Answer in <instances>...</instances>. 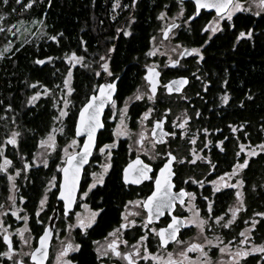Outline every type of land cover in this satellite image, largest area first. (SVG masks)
I'll list each match as a JSON object with an SVG mask.
<instances>
[{"label": "trees", "instance_id": "16d2710c", "mask_svg": "<svg viewBox=\"0 0 264 264\" xmlns=\"http://www.w3.org/2000/svg\"><path fill=\"white\" fill-rule=\"evenodd\" d=\"M179 6L185 13L193 11L192 3L179 0H0V207L7 202V172L22 169L16 177V193L30 213L32 229L39 228L46 214L37 216L35 209L57 164L54 151L47 164L31 165L40 141L54 133L55 145L60 147L73 137L78 108L92 91L102 56L107 57L112 74L119 77V97L127 95L141 81L144 66L154 60L152 40ZM201 20L192 23L190 33L181 30L176 37L191 46H202L203 57L198 63L190 60L186 74L197 72L191 74L184 98L175 97L170 105L186 111L190 133H196L198 141L203 142L207 135L213 151L221 143L222 153H212V157L225 170L240 145L264 143V16L238 14L210 38L200 33ZM241 32L245 35L237 39ZM71 54L80 61L69 62ZM66 77L69 103L59 119L62 99L58 95L63 96ZM38 87L49 93L29 103ZM145 101L136 103L138 111L147 106ZM106 132H99L98 140L103 141ZM11 133L16 134L15 145L4 142ZM186 143L184 140L179 147ZM25 163L31 166L26 172ZM244 180L246 205L253 182V207L264 209V152L250 161ZM224 199L225 195L217 201ZM105 203L106 216L91 234L81 237L80 248L71 255L75 264L97 263L91 239L99 237L114 220L110 196ZM6 219L12 222L11 217ZM6 249L0 235V254ZM0 264L11 262L0 255Z\"/></svg>", "mask_w": 264, "mask_h": 264}, {"label": "flooded vegetation", "instance_id": "af4514ba", "mask_svg": "<svg viewBox=\"0 0 264 264\" xmlns=\"http://www.w3.org/2000/svg\"><path fill=\"white\" fill-rule=\"evenodd\" d=\"M252 1L232 0L226 12L221 15L201 11L193 19H189V17L194 14V7L190 13H185L184 10L183 17L178 20V26L171 32L175 33L174 38L181 47L177 57L166 61L164 56H155L154 60L146 65L157 67L161 72L160 85L155 95L150 93L151 99L145 97L132 98L125 104L128 98L136 92L140 83L145 84L148 89V83L143 77L144 72L141 75V81L123 97L118 95L117 80L115 95L103 113V128L101 131L106 129L107 132L103 137L105 139L103 141L98 140L99 134H97L95 148L81 174L74 205L67 213L64 211L63 202L55 201L61 181L60 171L65 158L78 150L82 139L74 136L78 140L77 148L63 159L58 158L57 155L55 172L47 177V181L50 178L53 179L52 184L48 188L46 181L39 196L38 202L44 195L46 196V204L39 212V214L44 212L46 217L43 222L39 221V228L36 231L32 229L29 223L30 213L26 210L29 216L30 232L35 238L34 243H36L38 235L48 221L54 204H57L58 216L54 225L46 264L51 258L54 243L67 229L71 230L76 247L71 252L68 250L66 253L69 254L70 261L75 264L71 259V255L80 248L81 237L91 234L100 219L106 216L108 205L105 202L109 196L112 202L111 211L114 220L104 228L99 237L90 238L94 244L96 264H168L169 261H174L175 264H264V251H249L253 248L264 249V225L261 226L264 215H260L264 214V209H254L253 207L256 191L253 182L250 183L248 189L250 203L248 206L246 205L244 191V170L253 158L264 152V149H260V146H264V143L240 145L239 149L236 150L233 163L228 169L224 170L220 164H216V161L219 162L220 160H214L212 157V153H222V149L219 148L221 143H218V148L213 151L211 140L207 135H205L206 139L203 142L198 141L197 134L190 133L188 127L189 117L186 115V111L181 108L185 111V117L180 123L176 124L172 118L176 108L170 105V100L175 97L184 98L191 74L197 72V70L189 71L186 74L190 60L198 63L203 57L202 46H191L176 39L179 32L183 30L190 33L193 28L192 23L202 17L200 33H204L206 37L210 38L221 32L224 25L230 23L238 14L264 16V6L260 4V0H254L258 3L256 11ZM236 5H239V7H235ZM232 8H234L233 12L221 22L219 29L212 35H208L207 25L209 20L212 17L225 16ZM184 48H199V51L198 53L191 51L188 56L179 58ZM171 61H177L175 66L170 67L168 65ZM146 66L143 68L144 71ZM175 76H187L189 83L181 93L167 94L164 83ZM105 77H108L110 82L115 78H119L118 75L112 74L109 63L107 71L96 70L93 88L88 96L95 93ZM159 98H165L166 102H157ZM143 99L146 100L144 104L147 106L138 111L136 103L141 102ZM123 107L126 109L125 117L130 132L137 128L141 116L146 119L149 132L145 137L153 145L152 156H148L132 146V135H122L115 132L114 126L118 119V110ZM163 117H165L163 130L167 134L165 139L158 143L150 132L154 122L161 120ZM184 140L188 143L184 147H179ZM137 144L138 146L141 145L142 140L138 139ZM251 152L256 154L249 155ZM170 155L174 156L171 176L172 190L167 192V197L163 195L160 197V200L164 201V205L160 210H156V201H154L151 207L155 212H150L145 208L144 203L152 194L159 170L170 158ZM136 157H140L145 164L141 166L143 174L140 176L142 178L139 179L138 183H126L123 180V169L128 162ZM240 164H245V166L237 170L235 166ZM218 181L220 185L217 186ZM237 181H240V183L237 184ZM262 184L264 189V182ZM181 190H183V194H181ZM224 195L225 199L218 203V197L221 198ZM169 198L170 200H168ZM235 201H239L241 205L233 206ZM149 212L152 221H148ZM93 213H95L94 216ZM173 217L177 218L176 224L178 225L175 239L162 245L158 235L159 231L172 223ZM89 219L92 221L91 224L84 222L85 220L88 222ZM76 221L78 223L75 225L74 222ZM80 221L85 223L83 229L80 227ZM189 221H192V223H189ZM242 233L243 235H241ZM103 241H106L105 246L97 251L98 244ZM193 244L200 247L190 248V245ZM109 245H114L117 254H113V249ZM241 251L248 254L237 258L236 254ZM25 261L33 264L28 261V257Z\"/></svg>", "mask_w": 264, "mask_h": 264}, {"label": "rangeland", "instance_id": "374dc122", "mask_svg": "<svg viewBox=\"0 0 264 264\" xmlns=\"http://www.w3.org/2000/svg\"><path fill=\"white\" fill-rule=\"evenodd\" d=\"M252 5L255 7V11L257 10L258 3H256L254 0L252 1ZM184 7L179 6L178 10L175 12L174 16L169 19V22L179 20L183 17L184 13ZM234 8H232L227 13L233 12ZM229 17L228 14L222 17H212L209 20V23L207 25V33L208 35H212L214 32L211 31V28L213 25H216L219 29V26L221 22ZM162 26L158 32V35L156 38L152 40L150 54L153 57H161L164 56L166 61H169L171 59H174L177 57V55L180 52V45L178 42H176L174 36L175 33H171L166 39L161 38V31L163 30ZM126 31V30H125ZM127 32V31H126ZM198 49L199 48H195ZM196 53V52H195ZM73 57L76 59L74 60ZM80 57L76 56L75 54H71L67 57V60L69 62H79ZM99 67L98 69L105 70L104 65H107L108 70V61L106 56H102L99 61ZM152 64V63H151ZM67 81V83H66ZM64 93L62 95H58L59 99H62L61 102V109L59 110V115L57 118L62 119L65 115L66 106L68 105V99L67 96L70 92V86H69V77H66L65 85H64ZM47 93H49V90L44 89V87L39 88L36 92L31 94L29 97V100L32 99V102H34L37 98L40 96H44ZM138 97H150V92L148 91L145 84L139 85L136 92L128 98L125 104H127L132 98H138ZM169 111V110H168ZM171 111V109H170ZM62 112L64 115H62ZM126 109L125 107L118 110V119L115 123L114 129L117 134L122 135H132V146L135 147L137 150H140L141 152H144L148 156L153 155V145L150 144L146 140V134L149 132V127L147 126L146 119L144 116H141L138 120L137 128L134 129V131H131L128 129L127 126V120L125 117ZM172 118L174 120V123L178 124L180 123L184 117H185V111L183 110H175L172 114ZM57 131H61V128H58ZM51 136L52 139L49 140L48 137ZM144 136V137H143ZM14 139L15 143H9V139ZM138 139L142 140V144L138 146L137 141ZM41 141H47L46 143H41ZM40 141L37 150L32 158V164L34 166L38 165H45L49 161V155L51 152H56L58 155V158L63 159L68 154H70L73 150H75L78 146V140L74 137L68 138L63 144L60 145V147L55 145V138L54 133L47 134L42 140ZM7 144L15 145L16 144V135L13 136V133H11L5 141ZM260 149H264V146H260ZM248 151V150H247ZM246 151V152H247ZM3 162L6 163L5 158L3 159ZM31 166H29V163H25L24 171L26 172ZM5 169V167H3ZM22 171V169H14L12 172H7V179H8V194H7V202L3 203V205L0 207V235L2 236L4 233H8L12 238L14 242V249L12 251L5 250L3 252V257L6 258L13 264L16 259H27L28 255L30 254L31 250L33 249L35 245V238L30 232V227L28 225V212L24 209L22 206V198H18L16 193V177L19 175V173ZM11 177V179H9ZM52 178H50L47 181V187L49 188L52 184ZM216 185H220V182L218 181ZM43 200V203L41 201ZM46 202V196L44 195L41 200L38 202V206L36 208V214H39V212L44 208ZM239 201H235L233 203V206H240ZM15 213V214H13ZM6 216L12 218V222H8L6 219ZM81 217V216H78ZM84 222L87 223L85 220ZM78 222H74L76 225ZM106 241L100 242L96 248V250L103 249L105 246ZM65 246L69 247V252H71L76 246L74 244V241L72 239V232L70 229H67L65 233H63L61 236L58 237L57 241L54 243L53 250L51 253V258L48 262V264H73L70 261V258L68 257L69 254L65 253L64 255H61V253H64Z\"/></svg>", "mask_w": 264, "mask_h": 264}, {"label": "water", "instance_id": "95a60500", "mask_svg": "<svg viewBox=\"0 0 264 264\" xmlns=\"http://www.w3.org/2000/svg\"><path fill=\"white\" fill-rule=\"evenodd\" d=\"M179 1H181V2H190V3L193 4L195 12H194V14H192L190 16L191 19L197 17L201 11L214 12L216 15H221V14L225 13L226 10L228 9L227 8V9H225L222 12H217V10L215 8H201V9L197 10L195 0H179ZM207 2L218 3V2H222V0H207ZM231 3H232V0H230L229 6H230ZM177 26H178V21H172V22L167 23L165 25V27L163 28V30L161 31V34H160L161 38L162 39H166L169 36V34ZM181 53H185V54L184 55L180 54L179 58L188 56L191 53V49L190 48H184ZM176 62L177 61H171V62L168 63V65L170 67H173V66H175ZM160 76H161V72L159 71V69L157 67H154V66H146L145 67V71L143 73V77H144L145 81L148 83V90L150 91V93L152 95H155V93L157 91V88L160 85ZM117 80H118V78H115L112 82H110L108 77H105L103 79V81L99 84V86L97 87L95 93H91L88 96V98L86 99V101L80 106V108L77 111L75 122H74V126H73V135L76 138L82 139L81 140V144H80V146H79V148H78V150L76 152L68 155L65 158V162H64V164L62 166V169L60 171L61 181H60V185H59V190H58L57 195L55 197V201H62L63 202L64 211H65V200L60 194L61 193V184L62 183L66 184L69 180H71L72 183H73V193H72V199H71V208L68 209V211H69V210L72 209V207L74 205V200H75L76 192H77V189H78V186H79V183H80V178H81V174H82L83 168L87 165V163H88V161L90 159V156L92 154V151L95 148L97 134L103 128V120H102L103 119V113H104L107 105L112 101V99H113V97L115 95ZM181 80L186 81V82L179 83ZM188 83H189V78L187 76H175V77H172V78H170L169 80H167L164 83L165 92L167 94H172V93L178 94V93H181L183 88L186 87L188 85ZM101 85H105V86L106 85H112V89L109 91V89L105 88V93H108V94L104 95V96H101V90H100V86ZM177 87H179V89H180L179 91L175 90ZM94 97H97L99 99L98 100L97 99H93ZM90 100L92 101V106L89 107L88 109H85V118L88 115H90L92 112H95V114H96V122L99 123L100 127H96L95 128V131L91 134V139L89 140V132H88V129H87V125L86 124H81V130L78 133L77 124L79 122H81V120H82V118H81V110L84 109V106L86 104H88ZM164 121H165V117H163L161 120H156L154 122V124L152 126V129H151V132H150L151 136L158 143L162 142L165 139V136L167 134V132H165L163 130ZM157 122H160L158 127H157ZM86 141H89V143H88V152H87V155L84 156L83 149L85 148ZM82 156H84V162L78 164V170H75V176L73 177L74 169H72L69 166V157H73L72 164L76 165ZM170 158L164 163V165L168 164V169L166 170V172H164V173L161 172V169L164 168V165H163L162 168L159 170V174H158V176L161 178V182L162 183L165 182V177H167V184L170 185V187H168L166 189L167 192H170L172 190V186H173V183H172V180H171V176H172V162H173L174 156L170 155ZM144 165L145 164L143 163V161L141 160L140 157H136L133 160H131L130 162H128L125 165L124 169H123V180L126 183H130V182L131 183H138L140 181L139 179L142 178V176H140V175L143 174V169H141V166H144ZM66 167L69 168V171H68L67 175L65 173V168ZM156 181H157V178H156L155 183H154L153 192L157 191ZM160 191L164 192L165 189H160ZM160 197L161 196H159L157 198L160 200ZM147 200H148V198L146 199V201ZM168 200H170V198ZM154 201L150 202V206L149 207H145L150 212H155V210L151 207L154 204ZM170 205L172 206V202L171 201H170ZM144 206H145V203H144ZM150 212H149V215H148V219H149L148 221H152L151 218H150V214H151ZM57 216H58V209H57V204L55 203L51 213L49 214L48 221H47L46 225L42 229V232L38 235L36 243H35L33 249L31 250V252H30V254L28 256V261L30 263L36 264V261H34L32 259L31 254L37 248H39L41 246L40 238H41V236L45 235V229H47L48 230V234H47V236L45 238V241H44L43 254H42V256L40 254H38V258L42 259V264H46L48 256H49L50 243H51V239H52V236H53L54 225H55V222L57 220ZM163 229H165V232L163 234L165 240L167 242L171 241L172 239H170L169 236H170V234H172V230L169 229L168 226L166 228H163ZM176 230H177V228L175 229V233H176ZM175 233H174V236H175ZM158 235H159V239H160V242H161L160 231H159ZM5 236H7V240H5ZM2 240H3L4 244H5V246L7 247V250L12 251L14 249L12 238H11V236L8 233H4L2 235ZM164 244L165 243H163L162 245H164ZM13 264H29V263H27L23 259L18 258V259H16V261ZM99 264H107V263H99ZM110 264H113V263H110Z\"/></svg>", "mask_w": 264, "mask_h": 264}, {"label": "snow or ice", "instance_id": "6c2138e0", "mask_svg": "<svg viewBox=\"0 0 264 264\" xmlns=\"http://www.w3.org/2000/svg\"><path fill=\"white\" fill-rule=\"evenodd\" d=\"M20 0H17V3H19ZM5 3H7V0H5ZM30 3H31V0H30ZM195 3H196V7H197V10L201 9V8H215L217 10V12H222L224 11L225 9H227L229 7V3H230V0H222V2H218V3H210V2H207V0H195ZM260 4L262 6H264V0H260ZM25 7H28V5H25ZM235 7H239V5H236ZM229 16H230V13H227ZM189 19H191V17H189ZM218 30L217 26L216 25H213L212 28H211V31L212 32H216ZM128 33L125 32V35H127ZM245 33L244 32H241L239 34V36L237 37V39H239L240 37L244 36ZM54 39V38H53ZM192 52H196L198 53V49H191ZM185 53H181V55H184ZM73 59L75 60L76 58L73 57ZM38 63H42V61H38ZM104 68H105V71H107V65L105 64L104 65ZM151 71V70H150ZM186 81H183L181 80L179 83H184ZM67 83V81H66ZM105 88L109 89V91L112 89V85H101L100 86V90H101V96H104V95H107L108 93H105ZM176 91H179V87H177L175 89ZM34 99V98H32ZM32 99L29 100V103H32ZM93 99H99L97 97H94ZM149 99H151V97H149ZM228 99L227 95H225L223 97V100L226 101ZM92 106V101L90 100L88 104H86L84 106V109L81 110V122H79L77 124V131L79 133V131L81 130V124H86L87 125V129H88V132H89V140L91 139V134L95 131V128L96 127H100L99 123L96 122V114L95 112H92L90 115H88L86 118H85V109H88L89 107ZM62 115H64V113L62 112ZM159 123L160 122H157V127L159 126ZM16 134L13 133V136H15ZM49 140L52 139L51 136L48 137ZM47 141H41V143H46ZM9 143H15V140L14 139H9ZM88 143L89 141H86L85 143V148L83 149V152H84V156L87 155V152H88ZM256 153L255 152H251L249 153V155H255ZM84 156H82L80 158V160L78 161V163L76 165H73L72 164V160H73V157H69V166L74 169L73 171V177L75 176V170H78V164L79 163H83L84 162ZM171 159V158H170ZM7 163V161H6ZM245 166V164H240V165H237L235 166L236 169L238 170L239 168H243ZM168 169V164H165L164 165V168L161 169V172L164 173L166 172V170ZM69 171V168L66 167L65 168V173L67 175ZM127 171V170H126ZM9 179H11V177H9ZM99 182V181H98ZM138 182V181H137ZM240 181H237V184H239ZM156 184H157V191H154L152 193L151 196L148 197V200L145 201V207H149L150 206V202L152 201H156V210L159 211L160 208L164 205V201L163 200H159L157 199V197L159 196H165L167 197L168 196V193L166 191V189L168 187H170V185L167 184V177H165V182L162 183L161 182V178L158 176L157 177V181H156ZM91 187V186H90ZM160 189H165L164 192H161ZM72 193H73V183L71 180H69L66 184L65 183H62L61 184V196L64 198L65 200V211L67 213L68 209L71 208V199H72ZM181 194H183V190H181ZM191 195V194H189ZM41 203H43V200L41 201ZM15 214V213H13ZM95 215V213H93V216ZM233 215H235V213H233ZM260 215H264V214H260ZM173 222L170 223L168 225V228L172 230V234H170L169 238L170 239H175V236H174V233H175V229L176 227L178 226L176 224V220L177 218L176 217H173ZM219 219V218H217ZM91 219L88 220V224H91ZM80 227L81 229H83L85 227V223L83 221H80ZM189 223H192V221H189ZM201 223H203V221H201ZM121 227H123V225H121ZM225 227H227V225H225ZM164 232H165V229H160V234H161V243H166L167 241L165 240L164 238ZM48 234V230L45 229V235L41 236L40 238V243H41V246L39 248H37L32 254H31V257L34 261H36V264H42V259L38 258V254H40L42 256L43 254V250H44V241H45V238ZM243 235V233L241 234ZM141 239H143V237H141ZM5 240H7V236H5ZM208 243H210L209 241H206ZM241 243H243V241H241ZM109 247H111L113 249V254H117L116 253V250H115V247L114 245H109ZM200 246L199 245H190V248H199ZM69 250L68 247H65V250H64V253H61V255H64L67 251ZM221 251H223V249H221ZM249 251H264V249H260V248H253V249H250ZM248 253L247 252H238L236 255H237V258H239L240 256H246ZM0 255H4V254H0ZM168 264H175L174 261H169Z\"/></svg>", "mask_w": 264, "mask_h": 264}]
</instances>
